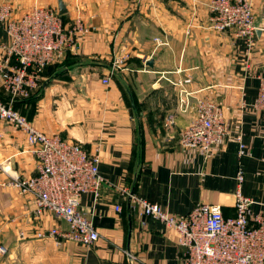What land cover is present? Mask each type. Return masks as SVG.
Returning a JSON list of instances; mask_svg holds the SVG:
<instances>
[{
    "label": "crops",
    "instance_id": "0c3cea01",
    "mask_svg": "<svg viewBox=\"0 0 264 264\" xmlns=\"http://www.w3.org/2000/svg\"><path fill=\"white\" fill-rule=\"evenodd\" d=\"M6 1L19 17L36 5L58 10L59 0L0 4ZM62 1L66 28L80 23L88 31L45 69L38 90L15 98V106L44 133L99 155L104 186L97 201L82 197L81 210L91 216L100 239L86 247L36 238L41 230L67 225L50 212L37 218L33 197L7 185L36 176L38 159L26 135L0 120V264H183L185 250L175 230L145 217L122 189L175 217L202 203L221 205L226 217H234L239 189L254 201V213L262 209L264 110L256 103L264 80V0H249L258 27L252 47L233 31L208 29L212 0ZM7 43L0 23V45ZM121 50L131 55L126 69L104 85ZM188 79L186 106L178 82ZM0 97L11 98L1 80ZM199 100L221 107L229 131L208 156L180 144ZM170 117L174 125L167 128ZM239 139L248 155H240Z\"/></svg>",
    "mask_w": 264,
    "mask_h": 264
},
{
    "label": "built area",
    "instance_id": "2783aa9c",
    "mask_svg": "<svg viewBox=\"0 0 264 264\" xmlns=\"http://www.w3.org/2000/svg\"><path fill=\"white\" fill-rule=\"evenodd\" d=\"M136 1L138 5L144 2ZM208 9V29L233 31L252 47L258 27L249 0H212ZM0 23L9 36V43L0 45V80L11 93V98L0 97V120L26 135L30 152L38 159L36 176L13 178L7 185L33 197L37 218L50 212L66 223L67 228L58 225L39 231L37 239L92 247L99 241L100 234L91 216L81 210V200L83 196L91 195L97 201L104 186L99 155L90 154L82 145L59 135L44 133L15 106L16 97H30L40 88L45 69L62 59L74 47V38L88 30L80 23L68 30L58 10L38 5L16 17L14 7L4 4L0 7ZM160 43L157 40V44ZM130 56L126 50L117 52L110 75L103 79L104 85H109L115 72L126 69ZM187 83H190L189 79L178 82V86L182 104L189 106L190 94L184 88ZM256 107L264 110V80ZM195 110L196 118L182 132L180 144L184 149H199L208 156L228 139L229 131L219 105L199 100ZM173 125L174 119L170 117L166 127ZM238 144L240 155H248L244 141L239 139ZM237 180L239 184L244 181L241 170ZM122 194L145 217L175 230L178 245L185 250L183 264H264V205L254 213V201L240 189L236 193L234 217H226L221 205L207 203L175 217L127 187L122 189ZM116 211L121 212L122 208L117 206ZM0 253L5 254L4 247H0Z\"/></svg>",
    "mask_w": 264,
    "mask_h": 264
},
{
    "label": "water",
    "instance_id": "95a60500",
    "mask_svg": "<svg viewBox=\"0 0 264 264\" xmlns=\"http://www.w3.org/2000/svg\"><path fill=\"white\" fill-rule=\"evenodd\" d=\"M58 11L61 16L66 15L68 12L67 7L62 0L58 1Z\"/></svg>",
    "mask_w": 264,
    "mask_h": 264
},
{
    "label": "rangeland",
    "instance_id": "374dc122",
    "mask_svg": "<svg viewBox=\"0 0 264 264\" xmlns=\"http://www.w3.org/2000/svg\"><path fill=\"white\" fill-rule=\"evenodd\" d=\"M13 1H16V0H13ZM20 1H21V0H20ZM11 3H13V2L6 1V2L1 3L0 5H1V6H3L4 4H10V5H12ZM1 6H0V7H1ZM12 6H13V5H12Z\"/></svg>",
    "mask_w": 264,
    "mask_h": 264
},
{
    "label": "trees",
    "instance_id": "16d2710c",
    "mask_svg": "<svg viewBox=\"0 0 264 264\" xmlns=\"http://www.w3.org/2000/svg\"><path fill=\"white\" fill-rule=\"evenodd\" d=\"M63 17V16H62Z\"/></svg>",
    "mask_w": 264,
    "mask_h": 264
}]
</instances>
